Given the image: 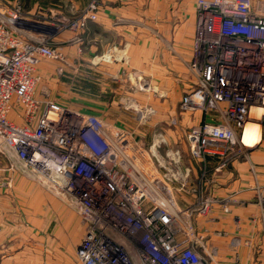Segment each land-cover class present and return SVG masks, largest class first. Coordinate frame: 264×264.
Here are the masks:
<instances>
[{"label":"built area","instance_id":"obj_1","mask_svg":"<svg viewBox=\"0 0 264 264\" xmlns=\"http://www.w3.org/2000/svg\"><path fill=\"white\" fill-rule=\"evenodd\" d=\"M99 4L89 0L68 21L75 45ZM195 7L193 81L180 105L200 112L186 132L189 157L201 170L215 160L218 172L240 152L242 131L256 120L252 108L264 105V0H196ZM32 15L22 0H0V158L61 192L82 218V264H207L195 221L215 204L228 211L229 197L188 186L192 165L172 147L162 157V136L146 144L95 113L38 96V65L62 60L64 47ZM180 192L193 202L180 205ZM262 234L264 245V226Z\"/></svg>","mask_w":264,"mask_h":264},{"label":"rangeland","instance_id":"obj_2","mask_svg":"<svg viewBox=\"0 0 264 264\" xmlns=\"http://www.w3.org/2000/svg\"><path fill=\"white\" fill-rule=\"evenodd\" d=\"M22 1L24 10L33 14L30 16L32 20L41 22L53 34V44L64 47L62 60L44 58L38 65V96L47 94L60 104L98 114L109 124L131 132L138 141L146 144H152L158 135L162 136L166 140L165 145H159L158 152L162 157L164 150L172 147L180 150L183 165L196 164L188 154L186 132L190 125L199 121L200 112L181 109L183 89L172 80V76L161 74L159 61L147 57L143 69L142 60H136L132 54L141 50L146 56L149 54L151 39L156 38L150 30L155 29L160 13L156 0H145V46L136 48V22L116 23L128 28L129 31L123 34L131 42L125 47L122 45L121 55L124 57L121 61L114 60L110 50L112 35L116 32L103 33L97 42L98 49L91 48L95 41L87 35L91 20L80 32L85 39L76 45L73 43L74 32L67 26L68 21L77 19L86 4L75 11L69 0H39L42 7L34 11L29 1ZM189 2L191 0H176L178 26L186 20L185 8L189 7ZM54 26L58 29L52 28ZM101 42L102 49L99 47ZM95 53L99 54L96 60L92 59ZM11 164L0 158V264H82L76 256L78 241L75 234L77 226L80 232L84 229L82 218L61 192L40 183L36 174L17 162L16 169H10ZM192 180L187 179L188 186L194 184L200 191L206 190L205 185L198 183L199 173L195 182ZM180 195L188 193H177V198ZM178 202L186 204H182L181 198ZM216 206L223 210V205L215 204L211 212ZM208 216L197 217L195 221L197 231L203 237L200 254L207 264H234L231 253L221 255L218 251L217 245H223L222 231L218 232L208 224ZM251 256L249 264H264L263 249L256 248Z\"/></svg>","mask_w":264,"mask_h":264},{"label":"crops","instance_id":"obj_3","mask_svg":"<svg viewBox=\"0 0 264 264\" xmlns=\"http://www.w3.org/2000/svg\"><path fill=\"white\" fill-rule=\"evenodd\" d=\"M25 1H29L28 4L34 11H38L42 7L39 0ZM195 1L189 2V7L185 8L186 15L184 14L186 20L183 25L178 26L177 17L179 13H177L176 0H156V6H158L160 13L158 21L155 23L156 30H150L156 38L151 39L148 48L149 54L146 56L142 50L140 53L139 51L132 53L133 58L138 61L142 60V68L147 57L159 61L158 69L161 74L167 77L172 76V80L183 89V93L190 90V83L193 81L188 69V62L191 58L194 35ZM69 2L76 11V9L81 8V5H87L89 0H69ZM99 2L97 19L91 20L87 28L88 38L95 40L91 48L98 49L97 42L103 33L106 35L109 32H116L112 35L110 50L112 49L113 59L121 61L124 57L121 55L123 47L131 42L123 34L129 31L128 28H123L124 26L116 23H128L130 20L136 22V37L138 38L135 39V45L137 50L141 45H146L143 32L146 24L144 18L145 0H99ZM82 36L85 39L83 34ZM101 44L102 42L99 47L102 49ZM122 45L124 46L122 47ZM105 47L108 48V46ZM96 53L94 56L91 54L92 59L98 58L99 54ZM117 66H121V64ZM250 144V147L253 148L231 154L226 163L227 167L218 172L213 171L215 160L205 164L204 170H201L197 164L191 166L192 181L195 182L199 173L198 183L206 187L207 191L201 192L204 194L208 192L218 198L229 197V210L223 211L216 206L207 220L208 224L218 229V232L222 231L223 245L220 247L217 245V249L221 255L225 252L231 253L234 264H249L252 258L251 254L256 248L257 250H264L261 234L264 226V116L261 127L251 138ZM206 181H210L212 184ZM179 198L183 201L182 204H189L194 200L192 195H180ZM83 232L84 229L80 232L79 226L75 228L76 241H80Z\"/></svg>","mask_w":264,"mask_h":264},{"label":"bare ground","instance_id":"obj_4","mask_svg":"<svg viewBox=\"0 0 264 264\" xmlns=\"http://www.w3.org/2000/svg\"><path fill=\"white\" fill-rule=\"evenodd\" d=\"M263 103H264V100H263ZM251 116L256 120L248 121L247 124L245 125L242 131V135H241L242 136V141H241L242 147L240 148V150H248V148H251L250 140L252 137H254L256 132L261 127V121L264 116V105L252 108Z\"/></svg>","mask_w":264,"mask_h":264}]
</instances>
